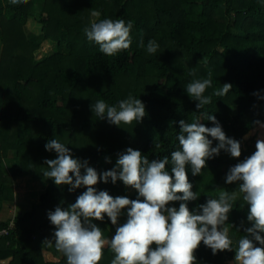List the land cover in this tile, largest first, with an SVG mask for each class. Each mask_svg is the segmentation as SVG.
Segmentation results:
<instances>
[{"label":"trees","instance_id":"16d2710c","mask_svg":"<svg viewBox=\"0 0 264 264\" xmlns=\"http://www.w3.org/2000/svg\"><path fill=\"white\" fill-rule=\"evenodd\" d=\"M4 2V3H3ZM0 0V213L3 203L14 200L16 179L29 177L44 184L38 204L14 220L0 221L10 229L0 238V261L9 264H66V257L51 240L54 226L46 213L63 201L75 202L84 189L68 192L43 175L44 160L54 159L44 144L55 138L72 151L74 157L88 160L97 172L111 169L117 153L131 147L149 161L169 156L177 150L178 122H194L201 113L213 114L226 136L241 141V156L225 167L220 155L206 162L201 175L193 177V192L200 195L189 202L191 211L222 191H236L238 198L229 214V236L234 251L217 252L201 244L194 250L198 264H224L234 260L243 228L250 227L247 203L237 185H225L227 170L255 151L264 132L254 121L264 122V100L253 92L264 90V0ZM99 19L131 21L132 43L115 56L100 53L84 29ZM37 14L38 35L26 31ZM155 40V54L146 51L148 40ZM144 41L145 46L140 45ZM54 44L51 53L40 60L35 53L40 44ZM211 78L213 85L204 95L212 103L200 112L184 88L193 80ZM233 85L223 97L212 95L223 84ZM264 94V93H262ZM129 95L145 105L140 123L110 125L90 110V104L103 99L117 104ZM206 127L210 122L201 116ZM247 137V139H245ZM213 141V146H215ZM105 157L112 163H105ZM12 164L15 173L4 168ZM170 170L171 163L166 166ZM14 170V171H15ZM26 181L19 188L23 190ZM113 197L127 195L121 182L98 183ZM24 192V190H23ZM22 193V192H21ZM168 206L178 207V203ZM125 218H121V223ZM108 237L115 230L105 218L94 221ZM233 225V229L231 225ZM240 232L235 228L240 227ZM264 235V234H262ZM49 253L58 262H46ZM60 255L62 258H60ZM114 253L105 249L98 264H111Z\"/></svg>","mask_w":264,"mask_h":264},{"label":"clouds","instance_id":"9594fccd","mask_svg":"<svg viewBox=\"0 0 264 264\" xmlns=\"http://www.w3.org/2000/svg\"><path fill=\"white\" fill-rule=\"evenodd\" d=\"M91 16L95 19L85 27L84 34L98 45L100 53L115 56L130 47L131 21L99 19V10L92 11ZM140 45L145 46L143 40ZM159 47L154 39L148 40L146 51L155 54ZM212 85L211 78H201L184 88L197 102L198 112L212 103V96L204 95ZM232 88L233 85L225 83L212 95L223 97ZM262 93L264 90L252 95L264 100ZM90 110L100 120L117 127L133 121L140 123L146 115L143 102L132 95L117 104L98 99L94 105L90 104ZM201 116L210 122V127L202 123ZM178 125V148L170 157L149 161L139 150L129 147L117 153L111 169L99 173L89 166L88 160L74 157L65 143L55 138L48 140L44 149L54 152L55 158L44 160L47 170L43 175L56 186H68L70 194L81 188L84 191L74 203L62 207L61 201L46 213L55 230L51 240L44 243L54 242L66 257V264H98L105 249L114 253L111 264H198L193 253L201 242L213 255L234 251L227 221L238 193L222 191L218 198H208L190 211L189 202L200 195L192 191L188 172L190 168L193 177L200 176L206 162L222 152L230 158H239L241 141L226 136L213 114L201 113L194 122L182 119ZM254 126L264 132V122L256 120ZM105 163H112L111 158L105 157ZM170 163L169 170L166 166ZM118 181L135 190L137 198L113 197L95 187L98 183L115 185ZM224 184L237 185L239 194H243L248 208L246 220L251 225L235 228L236 232L243 228L244 234L237 241L234 264H264V139L258 138L255 151L227 170ZM174 203L179 206H168ZM105 218L115 229L110 237H104L103 230L94 223H103ZM121 218H125L123 223Z\"/></svg>","mask_w":264,"mask_h":264},{"label":"crops","instance_id":"0c3cea01","mask_svg":"<svg viewBox=\"0 0 264 264\" xmlns=\"http://www.w3.org/2000/svg\"><path fill=\"white\" fill-rule=\"evenodd\" d=\"M8 174H10V173H8ZM22 181H26V185L23 187L24 192H23V190H21L19 188ZM13 188H14V190H13L14 200L12 202L3 203V206L7 205L9 208V211L12 210L15 206H19L20 207L19 215H22L25 212L30 210L31 206L27 210L22 211L21 208L23 207V205L25 206V205H27V203H30L29 205L38 204L39 198L44 193V190H45V186L43 183H41L39 181L32 180L29 177H22V178L16 179ZM26 188L30 189V192H28V193L25 192ZM30 193L34 194V197H31ZM19 215H17V216H19ZM17 216H16V214H11V212H10V213H7V216L5 218H3V216L0 215V221H3V222L8 221V220L13 221L14 218H16ZM46 256H49L48 259L46 258ZM43 258L46 262H58L59 261L58 259H56L55 257H53L49 253H43ZM60 258H62L61 255H60ZM9 262H10L9 259L1 260L0 264H9Z\"/></svg>","mask_w":264,"mask_h":264},{"label":"rangeland","instance_id":"374dc122","mask_svg":"<svg viewBox=\"0 0 264 264\" xmlns=\"http://www.w3.org/2000/svg\"><path fill=\"white\" fill-rule=\"evenodd\" d=\"M3 2V0H1ZM4 3V2H3ZM37 14H34V17L33 19H30L28 24H27V27H26V31L29 33V34H34V35H38L39 33V25L37 23ZM54 48V44L53 43H50L48 41H45L43 43L40 44V49L35 53V59L38 61L40 60L41 58H43L44 56H46L47 54L51 53L52 49ZM1 50H2V44L0 43V53H1ZM225 162V167L229 165V163L233 160V158H230L227 154L225 153H221L220 154ZM9 167V168H7ZM4 168H7V172L8 173H15L17 172L14 167L12 166V164H9L8 162L4 164ZM15 170V171H14ZM25 192H30V189H25ZM24 194V193H23ZM127 195L129 196H134V195H137L136 191L129 188L127 190ZM220 195V194H219ZM218 195V197H219ZM30 196L31 197H34V194H31L30 193ZM30 203H27V205H23V207L21 208L22 211L24 210H27L30 206L32 205H29ZM19 206H15L12 210L9 211V208L7 205H4L3 208H2V211L0 213L1 216H3V218H5L7 216V213H10L11 214H16L19 215L20 213V207L18 208ZM31 208V207H30ZM111 234L108 236L110 237L114 231L113 230H110ZM49 256H46V258L48 259ZM224 264H234V260L233 261H230V262H225Z\"/></svg>","mask_w":264,"mask_h":264},{"label":"built area","instance_id":"2783aa9c","mask_svg":"<svg viewBox=\"0 0 264 264\" xmlns=\"http://www.w3.org/2000/svg\"><path fill=\"white\" fill-rule=\"evenodd\" d=\"M9 230H10V229H9ZM9 230H8V229H1V230H0V238H1V237H4V236H7Z\"/></svg>","mask_w":264,"mask_h":264}]
</instances>
